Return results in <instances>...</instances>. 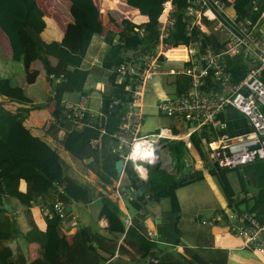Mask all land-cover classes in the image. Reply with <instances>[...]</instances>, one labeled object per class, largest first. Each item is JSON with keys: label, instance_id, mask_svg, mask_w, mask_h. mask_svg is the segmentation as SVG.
<instances>
[{"label": "trees", "instance_id": "1", "mask_svg": "<svg viewBox=\"0 0 264 264\" xmlns=\"http://www.w3.org/2000/svg\"><path fill=\"white\" fill-rule=\"evenodd\" d=\"M68 1L70 20L66 23L60 40L45 41L41 38L44 20L34 0H0V30L9 44L11 58L22 63L26 82L33 81L37 74V70L30 67V62L34 59L41 62L51 87L48 98L53 102L51 114L55 118L60 117L50 127L53 132L59 129L64 131L60 143L102 181L110 183L113 178L118 177L114 167L118 156L110 149L115 143L110 133L117 127L124 111V103L129 99V93L124 89L126 79L116 80L115 69L127 60L123 57V49L132 50L134 56L151 48L157 32L156 17L161 11L162 0H122L129 7H134L130 9L118 7L117 0H97L100 1V12L107 13L121 29L117 32L106 29L103 35L108 46L101 66L113 70L108 78V86L101 92L102 118H95L91 125L78 127L73 125L71 115L62 113V95L66 91L81 90L87 75V70L80 66L81 60L91 36L103 32V25L98 18L99 10L94 0ZM186 4V0H172L173 21L167 39L175 45L187 44L197 32L192 28L190 34H186L183 19ZM232 8L237 18L249 17L255 20L264 10V0H232ZM139 13L147 18L138 24L127 19ZM139 28L141 32L138 31ZM51 57L55 59L54 62ZM0 94L5 95L7 100L30 102L22 87L7 76H0ZM28 111L27 106H17L16 111L11 112L0 100V186L4 190V195L0 193V199L15 197L22 204V213L29 225L24 238L39 243V256L26 262L22 255L13 253L7 241L17 234V230L13 226L11 211L8 213L0 208V264H122L118 257L110 259L114 249L121 252L124 245L133 249L137 255L136 263L141 264H186L184 259L188 264H225L226 252L205 248L202 241H197V245L193 247L183 246V252H178L172 247L173 244H162L150 239L140 228L132 225L125 228L117 202L101 191L97 193V217L106 218L107 231L123 232L118 246L115 239L91 232L85 225L78 226L71 242H67L59 227L61 219L52 204L56 200H61L64 204L88 202L91 200L92 187L89 183L78 180L77 174L72 173L59 154L23 125L22 120ZM96 138H99V144L92 143ZM189 139L206 166V171L215 179L227 207L240 210L238 205L241 200L235 196L227 177V171L235 167H221L209 161L206 150L209 134L204 128L192 131ZM166 146L176 172L181 171L186 162L187 147L179 139L167 140ZM88 158L90 160L84 162ZM198 162L197 160V164ZM152 166L160 171L155 176H149L148 170L144 181L149 186L152 199L167 198L170 211L177 212L179 204L174 190L184 181L156 164ZM123 171L131 186H139L129 163L125 164ZM202 175L200 169H193L188 173L187 181L201 178ZM20 180L25 183L24 190L19 188ZM156 185L159 186L155 187ZM145 191L147 189L134 194L128 200L129 206L139 209L144 201ZM37 196H42L44 202L48 200L45 205L50 208V212L44 215V230L36 226L30 210L31 202ZM177 243L175 240L174 244Z\"/></svg>", "mask_w": 264, "mask_h": 264}, {"label": "built area", "instance_id": "2", "mask_svg": "<svg viewBox=\"0 0 264 264\" xmlns=\"http://www.w3.org/2000/svg\"><path fill=\"white\" fill-rule=\"evenodd\" d=\"M186 2L183 18L186 34H190L192 28L197 31L187 44L175 45L167 39L173 21L172 0H162L160 13L163 10L165 13L161 18L156 17L157 32L151 48L121 62L115 69L116 80L126 79L124 89L128 91L129 99L117 127L110 133L115 140L112 151L121 158L122 168L129 163L135 177L143 181L150 166L155 164L169 173L174 172L167 140H182L189 149L192 146L190 133L202 128L209 134L206 150L211 163L232 168L264 157V36L258 24L264 17V10L251 20L249 17H236L231 9L232 0ZM138 31L141 32V28ZM169 48L183 49V63L169 72L186 75L187 86L173 95L159 96L155 108L159 114L170 116L184 125L179 124L181 129L178 131L169 126H158L141 132L146 83L167 72L160 67V62L170 57ZM230 58L245 61L247 69L242 77L235 79L232 76L227 67ZM229 108L244 116L248 126L246 131L233 134L225 131L224 112ZM62 113L71 115L73 125L77 127L91 125L95 121V117L87 113L80 103L64 106ZM59 120L60 117L55 118L50 112L42 128L46 130ZM185 159H188L185 165L192 167L194 162L190 158ZM198 161L201 165L198 168L206 172L200 157ZM134 194V187L130 185L121 190L118 197L131 199ZM52 206L62 219L66 213L63 204L55 201ZM198 220L202 224L220 226L221 232L213 234L220 245L224 243L221 237L226 234L239 238L241 247L264 253V216L259 217L251 210L224 208ZM146 232L153 239L152 234Z\"/></svg>", "mask_w": 264, "mask_h": 264}, {"label": "crops", "instance_id": "3", "mask_svg": "<svg viewBox=\"0 0 264 264\" xmlns=\"http://www.w3.org/2000/svg\"><path fill=\"white\" fill-rule=\"evenodd\" d=\"M94 1L99 10L100 1ZM34 2L41 11L44 20V26L40 31L41 38L45 41L60 40L62 38L65 25L70 20L68 11L69 1L34 0ZM116 5L123 9L134 8L126 5L122 0H117ZM231 9L233 8L231 7ZM98 18L101 20L103 25V32L98 34L96 33L91 36L81 60L80 66L87 70V75L84 79L82 88L79 91L73 90L64 92L62 95V104L63 106H73L79 103L83 104L87 113L91 114L98 120H101V92L108 86V78L113 70L111 68L101 66L102 57L108 46L107 42L103 38V35L106 29H111L117 32L121 29V27L118 28L113 19H111L107 13L100 12V10ZM263 18H261V20H263ZM128 19L134 22H142L146 19V16L139 13ZM261 20H259L258 24L260 25L259 28L261 29L260 32L263 35L264 21ZM114 38H116V35ZM122 54L127 60L133 56L132 50L128 48L123 49ZM169 56V58H163L160 62V67L167 72L154 76L146 83L147 87H145L142 103L143 117L148 113L159 114L156 111L155 102L159 96L169 95V84H172V89L170 91L172 94L170 95L177 93L179 89L187 86L188 80L186 75H179L169 72V70L174 71L183 63L182 59L185 57L183 49L177 48L175 49V52L169 54ZM51 61L54 62L55 59L51 57ZM166 63L173 64L174 66L166 67ZM30 67L36 69L37 74L33 81L26 82L22 63L11 58L9 44L6 37L0 30V76H7L13 83L21 86L24 94L30 99V102L25 103L24 105L29 107V111L22 120L23 125L29 130L30 133L37 135L51 148H53L63 159V161L66 162V164L69 166V169L72 170V173L77 174L78 180L85 181L92 187L91 200L88 202L77 201L64 204V202L61 200H56L60 201L66 210L64 217L61 219V222H59V227L62 230L67 242H71L72 235L78 226L85 225L91 232L100 233L104 236H108L111 239H115L116 245L118 246V243L123 236V232L111 233L107 231L106 218L104 216L97 217V193L98 191H101L109 198L113 197L111 199L117 202L120 210L123 213L121 218L125 228L128 225H132L142 229L146 235L147 230L152 234L153 240L162 244H173L172 247L178 252H183V246L193 247L197 245V241H202L205 248H215L225 251V264H264V253L254 251L250 248L241 247L240 240L237 237L224 234L221 237L224 241V243H222L223 245H220L219 241H215L213 234L215 232H221L222 230L220 226L217 225L211 226L205 224L208 228L207 230L197 232L193 236L192 241L186 242L180 235V229L176 220L173 218L174 214L167 213L165 216H163L162 213L159 214V208L157 205L162 198L154 201L145 199V195H149L150 198H152L150 190L144 192V204L141 205L139 209L130 207L128 204L129 199H126V197H118V193L121 190H124L131 185L127 175L123 171V168L120 173H118L117 178H113L110 183H106L102 181L90 168L85 167L83 165V161L77 159L67 149H65L60 141L56 140H60L62 137L64 133L63 129L53 132L52 128L49 127L46 129V131L43 130L42 123L47 118L51 112V108L53 107V102L48 100L51 94V87L49 81L46 79L41 62L38 59L32 60L30 62ZM227 67L235 79L242 77L247 69V65L244 60H241L240 62L238 59L233 58L228 59ZM146 89L151 90L147 95ZM0 100L6 109L10 110L11 112L16 111L17 106L11 103V100H7L5 95L0 94ZM125 107L126 103H124V108ZM146 107L149 109L146 110ZM143 117L140 125L141 132L154 130L158 126H168L166 124H148L146 121H143ZM224 119L226 121L225 131L229 134L242 132L248 128L244 116L236 109L229 108L226 110L224 112ZM179 124L184 125L182 122H177V125H170L169 127L172 129H177L178 131L181 129ZM92 143L99 144V138L93 139ZM114 146L115 143L111 145V151ZM188 151L189 152L186 158H190L194 162L192 164L193 168L199 169L195 164V162L199 160L196 150L193 146H191ZM88 160H90V158L84 160V162H87ZM187 161L188 159L186 160V163ZM204 172L202 176L209 181V187L215 193V196L220 202L219 208L215 211L224 208L227 209L228 207L225 198L213 181L211 174L206 171V173H208L210 176V178H207L204 176ZM176 173L179 172L174 170L172 174L176 175ZM180 174L181 171L179 176ZM179 176L177 177L179 178ZM227 177L235 193V196L241 200L239 201L238 209L251 210L254 211L259 217H263L264 157L256 158L252 161L228 170ZM125 180L127 181V185L122 187V183ZM158 186L159 185H156L155 187ZM19 188L24 190L25 183L23 180L19 181ZM4 200L11 205V219L13 221V226L17 230V234L7 241V245L12 248L13 253L22 255L26 262H30L39 256V243L37 241H29L24 238V233L29 228V225L22 213V204H20L15 197H4ZM47 201L48 200L44 202L42 196H37L32 200L30 205L33 220L40 230L45 229L46 222L44 215L50 212V208L45 205ZM127 217L130 220L126 221L125 219ZM175 240H177V244H174ZM244 251H246L247 254ZM136 256L137 255L133 249H131L128 245H124V248L121 252H118L117 248L114 249L110 260H115V258L118 257L122 261V264H141V262L136 263ZM184 262L188 264L185 259Z\"/></svg>", "mask_w": 264, "mask_h": 264}, {"label": "rangeland", "instance_id": "4", "mask_svg": "<svg viewBox=\"0 0 264 264\" xmlns=\"http://www.w3.org/2000/svg\"><path fill=\"white\" fill-rule=\"evenodd\" d=\"M174 52L175 50L172 51L170 54ZM165 65L166 67L174 66L173 64H169V63H166ZM168 89L171 91L172 84L168 85ZM150 91L151 90L146 89V95ZM170 91L168 92L169 95L172 94ZM145 109L148 110L149 108L146 107ZM143 121L144 122L146 121L148 124H154V125H160V124H166L168 126L177 125V121L174 120L172 117L162 115V114L148 113L143 117ZM56 140L59 141L58 139ZM159 173L160 171L156 166H150L149 172H148L149 176H155ZM179 173H176V177L179 176ZM204 176L207 178H210L209 174L206 172H204ZM211 177L213 181L215 182V179L213 178L212 175ZM208 183L209 181L206 180L202 176L201 178H197V179L193 178V179H190L189 181L184 182L181 185H178L175 188V193H176L177 200L179 203V210L177 212L170 211V203L167 198H162L161 201L157 205L159 208V214L162 213L163 216L167 215V213L174 214L173 218L176 220L177 225L180 229L179 231L180 235L182 239H184L186 242L192 241L193 236L197 232H202L208 229L205 224H202L198 221L199 217L211 216L213 211L218 209L220 206L219 200L215 196V193L212 191V189L209 187ZM126 185H127V181L125 180L122 183V187ZM145 199H148L149 201L153 200L152 198H150L149 195H145ZM143 204L144 203H142V205ZM122 216H123V213H122ZM125 220L127 221L130 219L127 217ZM244 252L247 254L246 251Z\"/></svg>", "mask_w": 264, "mask_h": 264}, {"label": "water", "instance_id": "5", "mask_svg": "<svg viewBox=\"0 0 264 264\" xmlns=\"http://www.w3.org/2000/svg\"><path fill=\"white\" fill-rule=\"evenodd\" d=\"M10 102L15 104L16 106H24L25 105V103L18 102L16 100H11ZM114 167H115L116 173H120V171L122 170L121 158H117L114 161ZM190 171H193L191 165L190 164L184 165L181 169V174L179 176V180H182L184 182L187 181L188 180L187 175ZM137 181H138L139 186L134 187V193L135 194H140L142 191H144L146 189H147V191L150 190L149 186L146 182H144L143 180H140V179H137ZM0 193L3 195V189L1 188V186H0ZM0 208L5 209L7 212H10L12 210L10 203L6 202L3 197L0 199Z\"/></svg>", "mask_w": 264, "mask_h": 264}, {"label": "bare ground", "instance_id": "6", "mask_svg": "<svg viewBox=\"0 0 264 264\" xmlns=\"http://www.w3.org/2000/svg\"><path fill=\"white\" fill-rule=\"evenodd\" d=\"M165 13V10H163L161 13L157 14V17L161 18L162 15ZM172 52L171 48L168 49V54H170ZM199 167L201 166L200 163L198 162L197 164ZM118 174V173H117ZM102 223V222H101Z\"/></svg>", "mask_w": 264, "mask_h": 264}]
</instances>
